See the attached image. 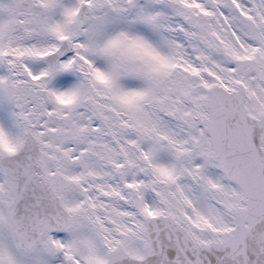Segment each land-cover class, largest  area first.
I'll return each instance as SVG.
<instances>
[{"label": "snow or ice", "instance_id": "6c2138e0", "mask_svg": "<svg viewBox=\"0 0 264 264\" xmlns=\"http://www.w3.org/2000/svg\"><path fill=\"white\" fill-rule=\"evenodd\" d=\"M0 264H264V0H0Z\"/></svg>", "mask_w": 264, "mask_h": 264}]
</instances>
